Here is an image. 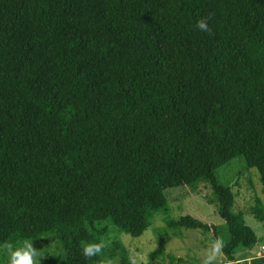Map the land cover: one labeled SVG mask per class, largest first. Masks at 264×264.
Segmentation results:
<instances>
[{"label":"trees","instance_id":"16d2710c","mask_svg":"<svg viewBox=\"0 0 264 264\" xmlns=\"http://www.w3.org/2000/svg\"><path fill=\"white\" fill-rule=\"evenodd\" d=\"M238 157L264 185V0H0V249L54 235L60 264H135L110 229L140 238L206 184L234 263L259 240L217 176Z\"/></svg>","mask_w":264,"mask_h":264},{"label":"rangeland","instance_id":"374dc122","mask_svg":"<svg viewBox=\"0 0 264 264\" xmlns=\"http://www.w3.org/2000/svg\"><path fill=\"white\" fill-rule=\"evenodd\" d=\"M217 176L225 185H231L236 197V211L244 212L246 223L258 235V244L247 251L240 250L231 263L223 253L222 246L229 240L226 222L217 213L215 205L209 203L213 197L206 184L198 189L175 188L167 191L169 210L154 214L151 226L140 238H134L121 232L110 233L104 239L105 244L111 241H121L129 250L135 264H196L210 262L211 264H264V222H260L253 214L258 201L264 204V185L257 169L248 170L244 157L234 159L229 165L222 167ZM183 216H192L206 224L219 228V239H213L211 234L197 230H172L168 220H177ZM40 253L41 264H60L62 256L59 240L54 235H48L38 242H32ZM18 245V244H17ZM6 249H0V260L7 264ZM176 260H184V263ZM247 258L246 260H244Z\"/></svg>","mask_w":264,"mask_h":264},{"label":"clouds","instance_id":"9594fccd","mask_svg":"<svg viewBox=\"0 0 264 264\" xmlns=\"http://www.w3.org/2000/svg\"><path fill=\"white\" fill-rule=\"evenodd\" d=\"M211 19V16L199 18L196 22V28L202 33L211 35L213 31L210 27ZM5 249L7 264H41L40 253L29 240H24L18 245L6 244ZM99 251L100 246L98 245H89L84 248L86 256H93Z\"/></svg>","mask_w":264,"mask_h":264}]
</instances>
